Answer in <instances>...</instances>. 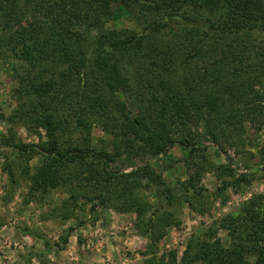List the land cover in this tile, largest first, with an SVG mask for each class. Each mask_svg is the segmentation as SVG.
<instances>
[{
    "label": "trees",
    "instance_id": "trees-1",
    "mask_svg": "<svg viewBox=\"0 0 264 264\" xmlns=\"http://www.w3.org/2000/svg\"><path fill=\"white\" fill-rule=\"evenodd\" d=\"M118 11L138 17L141 30L110 27ZM1 62L16 64L17 107L0 136L14 160L4 172L16 184L18 165L27 203L62 190L66 198L49 219L76 220L92 204L91 211L134 214L148 241L139 264H264V194L191 235L179 261L172 252L155 257L166 230L180 225L181 204L208 212L203 172L226 178L216 194L248 186L259 173L264 179L256 164L239 176L206 166L194 131L201 127L223 151V144L240 145L245 120L264 118V0H0ZM16 126L39 142H20ZM94 128L111 149L91 145ZM174 147L186 150L182 162L192 173L168 185L152 160ZM35 157L40 164L31 172Z\"/></svg>",
    "mask_w": 264,
    "mask_h": 264
},
{
    "label": "rangeland",
    "instance_id": "rangeland-1",
    "mask_svg": "<svg viewBox=\"0 0 264 264\" xmlns=\"http://www.w3.org/2000/svg\"><path fill=\"white\" fill-rule=\"evenodd\" d=\"M113 19L109 24L112 28L141 30L140 19L129 13L118 11ZM15 67V63H0V113L4 115L3 119L0 118V136L8 134L7 117L17 107L12 92ZM260 122H264V118L245 120L240 145L231 148L229 144H223V151L207 140L201 127H195L198 144L206 148L199 156H206V166H227L237 176L245 174L246 166L251 164H256L261 169L264 160L259 159V152L264 146V123ZM14 132L17 139L25 144L36 145L40 140L38 136L31 135L30 131L19 126L14 127ZM39 132L43 139L42 130ZM79 137L74 135L72 139L77 141ZM90 142L98 149H111L114 145L97 128L92 130ZM186 154L185 149L174 147L165 156L152 160L156 173L168 185H176L177 180L185 181L192 173L182 162ZM12 158L10 151L0 146V264H139L144 258L142 254L148 241L138 235L134 214H121L99 207L91 211V207L95 205L92 204L85 206L84 212L76 215V220L62 223L60 220L49 219L47 213L66 198L65 193L55 190L41 203H27L28 182L20 176L18 165L14 166L16 184H11L4 172L6 161L14 160ZM199 159L195 161L199 162ZM145 161L149 159L135 160L129 167L123 166L120 170L127 173ZM39 164L40 159L35 157L29 163L31 172ZM260 177L261 173L256 174L248 186L216 194L222 180L226 178L219 179L215 170L203 172L200 187L210 197L208 212L206 215H199L190 210L187 204H181L177 215L180 225L166 230V235L156 246L155 257H166L172 252L179 261L191 235L205 232L224 215L235 213L243 203L256 195L264 194V179ZM217 236L227 246V234L219 231Z\"/></svg>",
    "mask_w": 264,
    "mask_h": 264
}]
</instances>
